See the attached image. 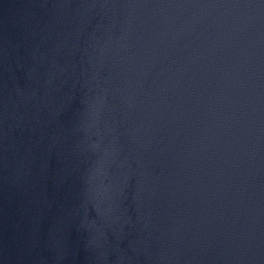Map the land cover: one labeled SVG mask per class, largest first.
I'll use <instances>...</instances> for the list:
<instances>
[{"label": "water", "instance_id": "obj_1", "mask_svg": "<svg viewBox=\"0 0 264 264\" xmlns=\"http://www.w3.org/2000/svg\"><path fill=\"white\" fill-rule=\"evenodd\" d=\"M0 264H264V0H0Z\"/></svg>", "mask_w": 264, "mask_h": 264}]
</instances>
